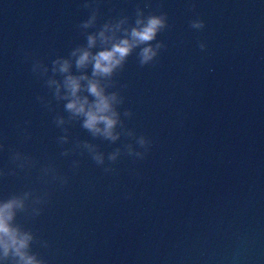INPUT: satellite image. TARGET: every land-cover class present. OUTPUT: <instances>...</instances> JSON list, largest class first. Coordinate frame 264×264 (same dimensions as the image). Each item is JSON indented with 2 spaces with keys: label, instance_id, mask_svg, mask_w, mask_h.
Instances as JSON below:
<instances>
[{
  "label": "water",
  "instance_id": "1",
  "mask_svg": "<svg viewBox=\"0 0 264 264\" xmlns=\"http://www.w3.org/2000/svg\"><path fill=\"white\" fill-rule=\"evenodd\" d=\"M84 3L0 0V141L8 149L0 168H13L18 150L70 178L64 188L42 185L38 169L0 179V198L51 193L26 225L50 244L35 251L49 264H264V0H100L101 23L134 18L147 3L172 26L159 36L167 50L158 67L140 68L133 56L119 77L121 111L134 113L128 127L154 144L145 161L122 158L118 175L87 154L61 156L54 113L37 100L47 89L31 72L32 56L50 66L84 43ZM197 13L202 32L189 27ZM71 131L105 153L123 143L92 140L79 125Z\"/></svg>",
  "mask_w": 264,
  "mask_h": 264
},
{
  "label": "clouds",
  "instance_id": "2",
  "mask_svg": "<svg viewBox=\"0 0 264 264\" xmlns=\"http://www.w3.org/2000/svg\"><path fill=\"white\" fill-rule=\"evenodd\" d=\"M82 7L89 12L88 18L77 26L84 43L73 47L67 56L53 59L50 66L32 56L31 72L47 89V94L38 96L37 100L46 111L54 113L52 123L61 132L56 138L63 149L61 156L70 158L87 154L106 175H118L115 166L122 158H131L134 163L145 161L154 144L149 136L128 127L126 121L131 120L134 113L127 109L121 111L126 103L123 89L127 86L120 85L119 77L133 56L140 68L158 67L162 53L167 50L159 36L172 26L166 12L150 11L151 5L147 3L143 8L137 6L134 18L122 14L103 23L100 0H85ZM191 11H196L195 5ZM189 27L202 32L206 23L197 13ZM197 46L201 52L208 50L206 41H198ZM29 123L25 122L26 125ZM76 125L92 140L113 145L123 142L122 146L105 153L99 144L73 140L71 129ZM23 136L26 141L31 140L26 128ZM69 144L72 147H64ZM6 150V144L0 141V152ZM10 160L14 167L0 168V179L38 169V180L44 186L64 188L70 182L53 162L40 165L34 157L18 150L12 151ZM71 167L73 171L78 170L80 160L73 159ZM50 197L51 193L45 187L0 198V264H49L47 258L35 251L36 247L50 248L49 242L26 225L44 214Z\"/></svg>",
  "mask_w": 264,
  "mask_h": 264
}]
</instances>
